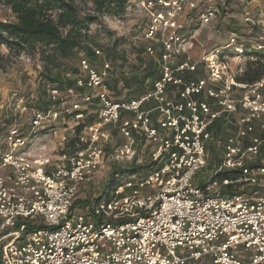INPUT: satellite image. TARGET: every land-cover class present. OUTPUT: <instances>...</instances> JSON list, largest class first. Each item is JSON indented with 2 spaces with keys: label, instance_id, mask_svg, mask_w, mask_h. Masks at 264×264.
Wrapping results in <instances>:
<instances>
[{
  "label": "built area",
  "instance_id": "1",
  "mask_svg": "<svg viewBox=\"0 0 264 264\" xmlns=\"http://www.w3.org/2000/svg\"><path fill=\"white\" fill-rule=\"evenodd\" d=\"M262 1H127L144 15V53L155 58L158 76L150 89L116 99L106 81L111 64L81 56L64 93L75 98L65 110L83 124L78 142L84 146L61 153L57 163L26 150L28 137L10 128L0 152V264H264V76L239 82L226 61L222 48L244 55L242 34L230 30L224 46L209 49L186 26H204L221 12L229 17L226 6L235 3L242 23L257 28L252 48L264 53ZM192 47H204L193 61ZM197 70L203 74L196 78L182 75ZM48 87L52 104L33 112L32 130L61 113L54 103L66 96ZM92 104L97 119L86 124ZM152 112L164 131L152 124ZM219 118L234 132L200 185L206 142L214 136L209 128ZM113 130L121 137L116 161L135 158L143 140L155 148L154 164L119 180L84 212L70 210L79 185L102 167Z\"/></svg>",
  "mask_w": 264,
  "mask_h": 264
},
{
  "label": "rangeland",
  "instance_id": "2",
  "mask_svg": "<svg viewBox=\"0 0 264 264\" xmlns=\"http://www.w3.org/2000/svg\"><path fill=\"white\" fill-rule=\"evenodd\" d=\"M76 2L79 4L83 12L88 14L94 13L91 9V2L89 0H76ZM213 6L216 7L215 4H213ZM226 10L229 12V17L221 12L210 23L204 26L194 24L190 21V19H187V21L190 22H187L186 26L189 31L196 34L198 41L201 44H204L205 48L209 49L224 46L227 42L230 30L237 31L239 34H242L243 38L246 40L245 48H248L247 50H249L245 51L243 56L238 57L231 53L227 54V52H229L228 49H221L226 52L224 56L226 61L229 63L231 70L235 72L236 75H240L245 69V65L248 60L254 59L255 57L250 52L253 51L252 36L257 29H255L254 26L242 23V10L240 6H237V4H228L226 6ZM262 10L264 12V0L262 1ZM97 16V19L89 26L88 33L93 36V45H97V48L100 49L102 55H99L97 58L94 57V60L96 61H92L96 63L97 66H100L103 56H105L104 52L106 47H108L114 40L118 41V49L124 51L126 54V61L124 63L118 61L115 65L112 64L113 70L110 75L111 79L120 77L121 72L130 74L134 67L135 69L137 68L138 59L143 60V62L147 63V65H151L150 69L153 68V64L155 69L158 67L155 58L147 56L144 53L145 48L143 47L145 42L141 36V30L144 25V15L139 12L133 4L130 5L127 2L125 9L121 12L114 13L112 10H108L102 14H97ZM0 20L4 22L14 20V16L10 8L1 0ZM203 48L192 47L187 51V53L191 54L193 59L196 60L198 59L199 52L202 51ZM0 53L7 55L8 48L6 46H1ZM82 53L83 51H79L72 59H70V62L73 64V66H71L69 62L70 69L73 67L76 70L78 69V60ZM197 53L198 55H196ZM121 64H123L124 67H121ZM240 69H242V71H240ZM43 73V63L38 54H10L8 59L6 58L4 62V67L0 69V152L4 151L6 147L5 136L7 132L10 128H12V126H14L22 135L28 137L29 147L26 148V150L28 149L30 152L35 151L36 153L44 156H51L54 158L53 162L57 163L56 158L62 153L61 151L64 150L63 147L65 141H62V137L65 138V136H68L69 134L70 137L73 135L78 136L76 134L77 130H74V127L76 128L78 126L77 124L79 121L70 118L68 112L65 110L66 108H69L75 100V98H72L64 93L67 89L73 87L74 82L71 86L63 85L64 81L67 79L73 81L74 77H69V73H66L64 76L62 74L60 77V81L62 83L60 86L61 94L66 97L61 102L57 101L54 103V107L58 108V111H61L58 118L54 121L48 120L47 118V120L42 121V124L32 130L31 121L33 118V112L41 111L43 108H41L40 105L45 104L47 101L46 96L48 97L44 88L47 92L49 88L48 86L50 85H47L49 81H46V77ZM198 73L201 76L202 73ZM113 87L114 88H111L114 92V98H126L129 95V93L127 94V90L129 88L122 87V83L120 81L117 85H113ZM141 87L145 89L149 87L146 79L142 80ZM48 99L50 98L48 97ZM50 104H52V101L49 103V106ZM23 107L25 108L24 110H22ZM155 117H157V114ZM95 120L96 117H93L89 113L83 118V121L86 124L94 122ZM155 126L159 131H164V126L162 124L155 123ZM215 128L216 126H213L212 129ZM33 131H35V133H33ZM81 131L82 128L79 135L84 134V132L81 133ZM257 131H259L258 128ZM213 132H215V130H213ZM233 132V125L228 124V126H225V129L222 128L220 132H217V134L220 133L218 136L219 139L217 138L214 142L213 139H215V136H213L212 140H207L206 150L208 153V162L207 168L199 172L201 173V178L199 180L200 185L212 176L213 170L210 168V165H216L219 162V150L223 143L222 140L225 139L228 133ZM120 141L121 137L119 134H111V138L105 144V155L102 167L90 180L79 185L75 198V200H79V203L72 208V211L84 212L85 206H91L94 202V198L102 192L105 183L111 179L110 174L115 168H124L134 165L139 166L150 162V154L155 149L152 143H147L146 146L142 147V153H139V146H137V155L132 160L116 161L113 158V153L115 146L119 144ZM143 143L144 141L141 140L139 145L142 146ZM140 160L141 163H139ZM155 166H161V161H159ZM139 174V171H134L121 179H126L130 175H133L132 177H138ZM118 181L119 180H117V182ZM240 248L241 247H238L237 249Z\"/></svg>",
  "mask_w": 264,
  "mask_h": 264
},
{
  "label": "trees",
  "instance_id": "3",
  "mask_svg": "<svg viewBox=\"0 0 264 264\" xmlns=\"http://www.w3.org/2000/svg\"><path fill=\"white\" fill-rule=\"evenodd\" d=\"M1 1L10 8L14 20L5 22L0 20V48L1 46L8 48L7 55L0 53V69L4 67V62L10 54H38L44 67L43 74L46 77V81H49L47 85L60 89L62 84L60 77L62 74L64 76L66 73H69V77H74L78 73V69L76 70L74 67L69 68V62L79 51H83L81 54L82 57L87 58L90 63L96 65L92 60H94V57H99L94 52L97 45H93V36L88 33V28L97 19V14H102L108 10H112L114 13L121 12L125 9L128 0H89L91 2V9L94 11L93 14L83 12L76 0ZM255 29L257 28L255 27ZM245 49V51H249L247 50L248 48ZM250 53L255 57L254 59L248 60L242 74L236 76L239 82L252 83L264 76V53L255 49ZM104 55L102 61L105 60L111 64V70L108 72L106 81L113 95V85H117L119 81L122 83V87L129 88L127 90V94L129 93V95L126 98H131L147 90V88L141 87L143 79L147 80L150 87L151 80L158 75L157 68H154V64L153 68L150 69L151 65H147L143 60L138 59L137 68L135 69L134 67L130 74L121 72L120 77L111 79L112 64L115 65L118 61L124 63L126 61V54L124 51L118 49V41L114 40L106 47ZM70 65L73 66L71 62ZM121 67H124V65L121 64ZM73 82L74 78L73 81L67 79L63 85L71 86ZM44 91L48 95L45 88ZM48 97L46 96L47 101L45 104L40 105L41 108L46 109L48 107L51 102ZM82 125L80 124L76 128L74 127V130H77L76 134L78 136L81 128H83ZM69 135L66 136L64 150L61 151L62 153L72 152L78 144L80 145L79 147L84 146L78 142V136L73 135L70 137ZM153 164L154 161L150 160L149 163L144 165L115 168L110 174L111 179L105 183L102 192L94 198L93 204L102 195H106L117 183V180L134 171L148 169ZM77 203H79V200H74L70 210Z\"/></svg>",
  "mask_w": 264,
  "mask_h": 264
},
{
  "label": "crops",
  "instance_id": "4",
  "mask_svg": "<svg viewBox=\"0 0 264 264\" xmlns=\"http://www.w3.org/2000/svg\"><path fill=\"white\" fill-rule=\"evenodd\" d=\"M196 55H198V53L196 54ZM188 56H190L191 57V60L193 61L194 59H193V57H192V55L191 54H188ZM185 57H187V55L186 54H184V55H182L181 56V58H185ZM197 60V59H196ZM198 72H201L202 73V71L201 70H197L196 72H194V73H186V74H182L183 76H184V78L185 79H190V78H196V76L198 77V76H200V74L198 73ZM157 73H158V67H157ZM203 74V73H202ZM201 74V75H202ZM158 76V75H157ZM155 79V78H154ZM152 81H153V79L151 80V83H152ZM151 88V85H150V87H148L147 88V90L148 89H150ZM170 88H172V87H170ZM137 95V94H136ZM136 95H134V96H136ZM133 96V97H134ZM112 97H113V93H112ZM114 98V97H113ZM198 98L200 99V100H202V99H206V98H203V96H198ZM210 101V103L212 104V101L211 100H209ZM149 106H150V104H145L144 106H143V108H149ZM212 106H213V104H212ZM89 114L90 115H92L93 117H96V119H97V107H96V105L95 104H92V105H90L89 106ZM157 113H155V112H152L151 113V117H152V124L155 126V123H158L157 122V117H155V115H156ZM125 115H128L127 113H123V115L122 116H125ZM223 123H224V118H219L218 120H216L214 123H213V125L212 126H210V128H209V130L211 131V133L214 135V136H218L220 133H218L217 134V132H220L221 131V129H222V125H223ZM213 126H216V128L215 129H212L213 128ZM213 130H215V132H213ZM112 133H117L115 130H113L112 132H111V134ZM140 142L141 141H138L137 142V144H136V148H137V146H139L138 147V151H139V153H142V147H144V146H146V144H143L142 146H140L139 144H140ZM154 147V146H153ZM211 166H213V165H210V168L212 169V167Z\"/></svg>",
  "mask_w": 264,
  "mask_h": 264
}]
</instances>
